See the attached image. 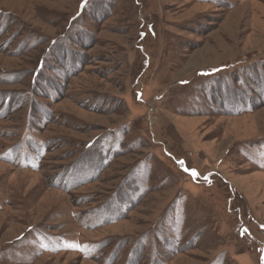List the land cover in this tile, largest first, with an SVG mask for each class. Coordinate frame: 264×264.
<instances>
[{"label": "rangeland", "instance_id": "374dc122", "mask_svg": "<svg viewBox=\"0 0 264 264\" xmlns=\"http://www.w3.org/2000/svg\"><path fill=\"white\" fill-rule=\"evenodd\" d=\"M0 264H264V0H0Z\"/></svg>", "mask_w": 264, "mask_h": 264}, {"label": "snow or ice", "instance_id": "6c2138e0", "mask_svg": "<svg viewBox=\"0 0 264 264\" xmlns=\"http://www.w3.org/2000/svg\"><path fill=\"white\" fill-rule=\"evenodd\" d=\"M192 175H193V176H195V175H196V173H195V172H193V173H192Z\"/></svg>", "mask_w": 264, "mask_h": 264}]
</instances>
